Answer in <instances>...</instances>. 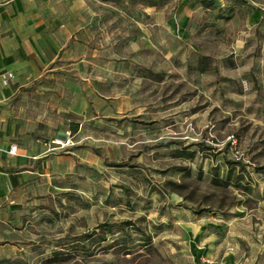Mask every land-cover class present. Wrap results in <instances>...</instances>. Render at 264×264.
<instances>
[{
  "label": "rangeland",
  "instance_id": "obj_1",
  "mask_svg": "<svg viewBox=\"0 0 264 264\" xmlns=\"http://www.w3.org/2000/svg\"><path fill=\"white\" fill-rule=\"evenodd\" d=\"M184 1L86 0L19 89L40 175L0 264H264V16Z\"/></svg>",
  "mask_w": 264,
  "mask_h": 264
},
{
  "label": "crops",
  "instance_id": "obj_2",
  "mask_svg": "<svg viewBox=\"0 0 264 264\" xmlns=\"http://www.w3.org/2000/svg\"><path fill=\"white\" fill-rule=\"evenodd\" d=\"M85 1L0 0V260L8 245L23 249L20 243L3 241L5 235L16 234L8 226L18 217L11 209L16 202L14 192L25 180L40 175L38 152L31 146L25 149L17 141L24 134L22 117L33 116L25 113L23 106L15 107L13 100L22 86L49 71L66 51L76 30L73 14ZM243 1L250 22L258 24L264 16V0ZM191 2L198 3L185 0L184 4L188 6ZM4 79H9L7 84ZM27 136L32 138L33 131ZM13 144L18 146L15 155L8 152Z\"/></svg>",
  "mask_w": 264,
  "mask_h": 264
},
{
  "label": "built area",
  "instance_id": "obj_3",
  "mask_svg": "<svg viewBox=\"0 0 264 264\" xmlns=\"http://www.w3.org/2000/svg\"><path fill=\"white\" fill-rule=\"evenodd\" d=\"M8 80H9V79H4L3 82H4L5 84H7V83H8ZM17 149H18L17 144H13V145H11V147H10V149H9L8 152H9L10 154H12V155H15V154L17 153ZM206 262H207V264H213V262L210 261V260H208V259H206ZM222 264H223V263H222Z\"/></svg>",
  "mask_w": 264,
  "mask_h": 264
},
{
  "label": "trees",
  "instance_id": "obj_4",
  "mask_svg": "<svg viewBox=\"0 0 264 264\" xmlns=\"http://www.w3.org/2000/svg\"><path fill=\"white\" fill-rule=\"evenodd\" d=\"M228 175H229V176H230V178H231V172H230V174L228 173ZM233 182L237 183V181H236V180H234Z\"/></svg>",
  "mask_w": 264,
  "mask_h": 264
}]
</instances>
